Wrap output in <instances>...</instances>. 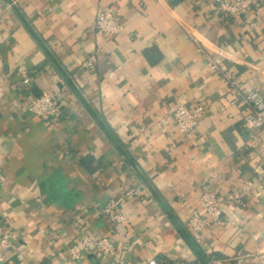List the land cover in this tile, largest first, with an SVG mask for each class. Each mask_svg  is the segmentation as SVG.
I'll return each mask as SVG.
<instances>
[{
	"label": "crops",
	"instance_id": "0c3cea01",
	"mask_svg": "<svg viewBox=\"0 0 264 264\" xmlns=\"http://www.w3.org/2000/svg\"><path fill=\"white\" fill-rule=\"evenodd\" d=\"M99 7L122 24L114 37L94 28ZM200 46L264 97V0L231 19L212 0H0L4 264H211L264 250V146L221 103L227 87ZM93 51L95 66L81 67ZM43 91L67 103L49 121L29 107ZM177 104L204 105L194 132L175 127ZM127 189L125 221L110 220L103 207ZM203 190L224 199L225 224L193 238L185 223L208 216ZM82 236L114 248L71 259Z\"/></svg>",
	"mask_w": 264,
	"mask_h": 264
},
{
	"label": "built area",
	"instance_id": "2783aa9c",
	"mask_svg": "<svg viewBox=\"0 0 264 264\" xmlns=\"http://www.w3.org/2000/svg\"><path fill=\"white\" fill-rule=\"evenodd\" d=\"M215 4L216 12L220 17L224 16L228 19L245 15L253 7L256 0H212ZM94 28L96 31L107 36L114 37L121 29L122 24L117 20L114 11L99 7L94 18ZM194 38V36H193ZM201 55L205 64L216 74H218L227 87V93L224 94L220 101L224 105H236L241 111V125L248 130V140L253 145L255 143L264 146V97L258 89L244 91L239 88L229 69L223 63L221 57L213 52H209L200 46ZM97 63V54L95 51L87 55L81 62V67L91 69ZM17 72L22 76L23 83L29 85L30 78L27 72L18 67ZM67 103L63 102L58 96L51 95L47 91H43L40 95L30 98L29 107L31 111L41 120L49 121L56 118L63 106ZM204 109L203 104H197L192 108L185 105L177 104L173 110L172 118L175 127L181 134H190L195 131L198 125V117ZM137 194L135 189H127L117 197L110 199L103 207V213L112 221L124 222V216L116 211V207L123 203L127 198H131ZM257 196L264 199V192L258 191ZM237 198V197H236ZM223 200L219 194L209 190H203L199 194V201L207 212L208 216L204 217L198 213H193L186 220V227L193 238L206 225L216 223L224 225L225 221L221 214V203ZM10 246V241L6 236L0 235V264L5 263L4 249ZM97 248L106 252H112L114 246L112 241L106 237L91 238L82 236L77 238L69 247V255L71 259H79L85 249ZM234 264H245L252 260L255 264H264V250H259L255 254L241 253L231 258H220L210 260L211 264H221L231 261ZM148 264H157L154 258L148 261ZM208 264V263H207Z\"/></svg>",
	"mask_w": 264,
	"mask_h": 264
}]
</instances>
